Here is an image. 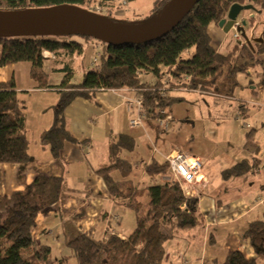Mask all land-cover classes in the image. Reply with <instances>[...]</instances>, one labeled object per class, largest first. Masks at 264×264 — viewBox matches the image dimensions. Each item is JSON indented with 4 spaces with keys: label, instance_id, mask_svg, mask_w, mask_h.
<instances>
[{
    "label": "trees",
    "instance_id": "16d2710c",
    "mask_svg": "<svg viewBox=\"0 0 264 264\" xmlns=\"http://www.w3.org/2000/svg\"><path fill=\"white\" fill-rule=\"evenodd\" d=\"M91 1L97 2L103 10L107 7L104 18L117 23L116 2L128 4L136 0H0V12L18 13L62 5L88 11L86 6ZM173 2L154 0L150 19H137L135 24L162 17ZM233 4H252L261 11L264 24V0H196L168 34L136 44H109L82 28L54 34H0V67L30 63L31 78L40 88H52L46 62L52 64L51 69L64 75L62 82L55 87L60 100L54 108V123L40 135V144L49 148L53 159L60 160L66 143H78L66 126L65 111L79 97L92 99L102 89L136 90L143 99L145 119L155 123L164 115L162 112L168 114L172 105L184 101L183 97L172 92H199L230 99L237 88L244 87L242 77L248 79L253 75L258 79L257 67L262 66L264 71V59L258 61V57H264V42L255 44L254 50L245 42H237L227 53L219 52L212 43L209 27L218 25ZM256 24V19L250 20V27ZM101 41L105 44L104 51L93 55V60L97 57L94 66L87 67L81 80H75V61L81 58L82 65L88 54L86 48L98 49ZM45 52L53 54V58L46 57ZM251 70L253 74H249ZM142 74L152 75L156 80L143 82ZM259 81L264 86V78ZM240 102V109H246L245 102ZM24 109L14 81L2 84L0 165L33 162L28 152ZM136 147V140L129 135L112 137L108 143L109 163L96 170L110 197L135 215L134 230L126 239L118 234H109L96 241L77 232L64 240L62 257L53 259L51 245L39 244L34 236L37 218L53 207L60 208L69 194L62 177L37 174L23 190L11 194L0 192V264H164L165 245L173 238L174 229L201 226L204 218L198 199L185 196L176 183L142 190L133 185L128 179L133 164L124 154L133 152ZM255 168V164L244 160L224 170L222 175L228 180L245 176ZM144 170L150 176L166 175L169 165L166 161L154 159L144 165ZM116 171L124 180L114 179L112 173ZM1 182L0 172V187ZM243 238L249 241L256 257L248 259L240 251H230L222 264H262L264 221L250 222Z\"/></svg>",
    "mask_w": 264,
    "mask_h": 264
},
{
    "label": "crops",
    "instance_id": "0c3cea01",
    "mask_svg": "<svg viewBox=\"0 0 264 264\" xmlns=\"http://www.w3.org/2000/svg\"><path fill=\"white\" fill-rule=\"evenodd\" d=\"M255 19L258 25L253 36L257 38L263 31L262 14ZM216 28L222 39L219 48L214 47L222 52L228 33L218 25ZM247 33L252 34L250 29ZM45 56L53 58L49 52ZM30 70L31 64L26 62L0 67V87L14 81L25 108L28 152L33 159L23 165L1 164L0 192L23 190L37 174L63 178L69 197L60 208L53 207L38 216L39 232L46 234L45 220L59 216L74 227L63 232L64 240L77 232L96 241L109 234H118L123 239L131 234L134 221L127 222L121 211L126 208L110 197L103 179L96 173L109 163V140L126 134L137 142L136 149L124 156L133 164L128 179L139 190L167 183V175L150 176L145 172L144 165L154 159L165 162L170 153L180 151L202 161L198 178L201 187L195 197L204 224L174 229L173 238L165 245L164 264H222L227 254L236 250L248 259L256 257L243 234L250 222L264 221V86L259 81L264 78L262 66L257 67L258 79L250 75L247 80L251 81L242 80L244 87L237 88L230 99L199 92H172L184 101L168 110L172 121L164 132L147 118L141 127L130 126L135 112L127 111L123 97L135 98L138 94L135 91L100 90L92 99L79 97L65 111L66 126L78 143H66L60 160L53 159L49 148L40 144L41 133L55 120L54 108L60 100L55 88L58 85L49 83L52 88H40L31 78ZM240 100L245 102L246 109H240ZM242 121L250 127H242ZM244 160L256 168L242 177L223 178L224 170ZM112 176L116 181L124 180L120 172H113ZM57 248L61 254V244L57 243Z\"/></svg>",
    "mask_w": 264,
    "mask_h": 264
},
{
    "label": "water",
    "instance_id": "95a60500",
    "mask_svg": "<svg viewBox=\"0 0 264 264\" xmlns=\"http://www.w3.org/2000/svg\"><path fill=\"white\" fill-rule=\"evenodd\" d=\"M195 1L174 0L171 8L164 16L153 21L133 25H121L80 7L70 5L50 8L43 14L33 17H23L18 13L0 12V29L12 34H35L42 32L54 34L68 30H55L49 26L65 19H73L79 23L77 29L82 28L85 31L88 30L109 44H136L154 40L168 34L186 15ZM249 12L251 14L246 16L245 14ZM259 14H261V11L252 4H233L226 17L219 22L218 26L225 33L236 30L240 33L244 42L254 50L255 44L264 42V26L262 34L257 38L253 36L257 24L250 27V20L255 19L256 15ZM249 29L252 33L251 35L247 33Z\"/></svg>",
    "mask_w": 264,
    "mask_h": 264
},
{
    "label": "rangeland",
    "instance_id": "374dc122",
    "mask_svg": "<svg viewBox=\"0 0 264 264\" xmlns=\"http://www.w3.org/2000/svg\"><path fill=\"white\" fill-rule=\"evenodd\" d=\"M153 1L154 0H136V1L128 3V4H126L125 2H119V1L116 2L115 16H117V18H119L117 23L121 24V25H131V24L133 25V24H135L137 19H146V18L150 19L149 17H150L152 8H153ZM86 7L88 8L89 12H91L93 14H97L101 17L102 16L104 17L103 14H106L105 12L107 11V7H105V10H103L97 2H92V1L90 3H88V5ZM97 9H100V11H98ZM48 10L49 9H45V8H35V9L32 8V9H29L26 11L18 12V14H20L23 17H33V16L41 15ZM165 11L167 12V9ZM165 11H164V13H165ZM97 12H100V13H97ZM162 15L164 16V14H162ZM78 26H79V23L74 21L73 19H65V20H62V21H60L56 24H53L49 27L52 29H55V30H76L78 28ZM217 30L218 29L216 28V25H211L209 31H210V34L212 36L213 45L215 47L219 48V44L221 43L222 38L216 34ZM0 34L3 36L10 35L9 33L2 32V30L0 31ZM234 34H235V32L232 30L227 34L228 35L227 36V45L225 48L222 49V52H225L226 49H227V51H228V49H232L234 47V45L237 43V40L235 39ZM103 48H105V44L102 41L100 43V46H98V49L95 48L92 50L90 47L86 48V52L88 54L86 55V58L83 61L84 65L83 64L81 65V62H80L81 58H78L74 63V69H75L74 79L75 80H81L85 71L87 70V67H93L94 66L93 65V55L97 56V54L102 53L104 51ZM90 52L93 55H91ZM190 55L191 54H189V56ZM258 61H261V56L258 57ZM51 67H52V64L50 62H46L45 68H46V71L49 75V83L52 85H59L62 82L64 75L60 72L54 71L53 69H51ZM254 79H255V77H254ZM155 80L156 79L152 75H146V74L141 75V81H143V82H147V81L151 82V81H155ZM242 80L251 81V80H247V78H245V77H242ZM106 90H111V91L119 92V93L124 92L123 88H121V89H106ZM184 92H186V91H182V92L179 91V92H175V93H184ZM190 93H195V92H190ZM124 97H125V95H124ZM167 115L170 116L169 113ZM135 116H136V114L134 115L133 118H135ZM164 116L166 117V115H164ZM171 121H172V117L168 121H165L166 123L164 126H160V125H157L155 123H154V125L156 126V128L158 130L164 132V131L169 130V124ZM244 123H245L244 121L241 122V124L243 125L242 127L245 126ZM142 126H143V124H142ZM139 127H141V126H139ZM174 152H176V151H174ZM166 175H168V177H169L171 175V173L169 172ZM121 211H123V214L127 219V222H130V220H133L135 223V215L131 210L123 209ZM43 225L48 229L47 233L43 234V233L39 232L40 228L36 227V230L34 231V236H35V238L39 244L51 245L52 257H53V259L58 260L60 257H62V254L58 253L59 249L57 248V243L61 244V248H62V245L64 243L63 232L67 231L70 228L74 229V227H72V224L70 221H68V220L63 221L61 219V217H59V216L56 218L50 217V218L46 219L45 222L43 223Z\"/></svg>",
    "mask_w": 264,
    "mask_h": 264
},
{
    "label": "built area",
    "instance_id": "2783aa9c",
    "mask_svg": "<svg viewBox=\"0 0 264 264\" xmlns=\"http://www.w3.org/2000/svg\"><path fill=\"white\" fill-rule=\"evenodd\" d=\"M100 11V9H97ZM234 37L237 42L244 43L239 32L236 30ZM97 57L94 58L93 64H95ZM104 90V89H102ZM124 92L138 91L128 88H123ZM125 105L128 112H135V118L130 120L131 127H139L142 126L143 121L145 120V113L143 109V99L141 95L138 93L135 98L130 96H125ZM162 117L155 120V124L164 126L165 121H168L171 117L162 112ZM164 118V119H163ZM245 127H250V125L245 124ZM166 162L169 165V172L171 175H168L165 178L167 183H176L180 186L183 191V194L187 197H195L198 195V191L200 189L201 181L198 179L201 171H202V161L198 158L191 156L186 152L176 151L167 156Z\"/></svg>",
    "mask_w": 264,
    "mask_h": 264
}]
</instances>
